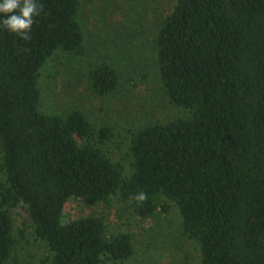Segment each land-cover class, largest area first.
Instances as JSON below:
<instances>
[{
  "label": "trees",
  "instance_id": "16d2710c",
  "mask_svg": "<svg viewBox=\"0 0 264 264\" xmlns=\"http://www.w3.org/2000/svg\"><path fill=\"white\" fill-rule=\"evenodd\" d=\"M83 1L37 0L28 39L0 23V264L18 245L19 207L47 247L44 264L127 261L131 236L108 235L102 217L62 222L70 199L108 205L117 195L144 219L174 205L201 264H264V0H176L156 33V64L165 96L189 115L132 133L127 175L102 149L110 128L39 108L48 60L86 53ZM89 78L101 97L121 83L107 63Z\"/></svg>",
  "mask_w": 264,
  "mask_h": 264
},
{
  "label": "rangeland",
  "instance_id": "374dc122",
  "mask_svg": "<svg viewBox=\"0 0 264 264\" xmlns=\"http://www.w3.org/2000/svg\"><path fill=\"white\" fill-rule=\"evenodd\" d=\"M175 4L176 0L83 1L78 21L85 34V55L57 52L40 73V111L63 116L78 110L96 130L110 128L113 138L102 149L126 175L130 172L132 133L189 115L169 102L158 80L154 40ZM105 63L118 71L121 83L116 93L101 97L92 92L89 76L93 68ZM1 158L0 153V166ZM4 182L0 171V184ZM168 205L169 212L158 209L152 218L144 219L118 195L108 205L70 199L62 222L98 216L104 219L108 235L129 234L132 256L123 263L110 264H201L198 245L183 236L178 211ZM11 217L19 242L7 264H44L49 256L47 247L36 238L25 211L15 208Z\"/></svg>",
  "mask_w": 264,
  "mask_h": 264
},
{
  "label": "clouds",
  "instance_id": "9594fccd",
  "mask_svg": "<svg viewBox=\"0 0 264 264\" xmlns=\"http://www.w3.org/2000/svg\"><path fill=\"white\" fill-rule=\"evenodd\" d=\"M37 0H0V23L9 32L28 39L34 19L41 14ZM136 199L144 200L145 195L140 193Z\"/></svg>",
  "mask_w": 264,
  "mask_h": 264
}]
</instances>
